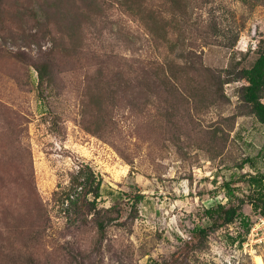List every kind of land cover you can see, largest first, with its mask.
<instances>
[{
  "label": "rangeland",
  "instance_id": "1",
  "mask_svg": "<svg viewBox=\"0 0 264 264\" xmlns=\"http://www.w3.org/2000/svg\"><path fill=\"white\" fill-rule=\"evenodd\" d=\"M263 52L264 0H0V264L264 258L206 212L230 181L257 219L243 175L264 172V122L244 70ZM82 164L102 195L78 216L60 196Z\"/></svg>",
  "mask_w": 264,
  "mask_h": 264
},
{
  "label": "trees",
  "instance_id": "2",
  "mask_svg": "<svg viewBox=\"0 0 264 264\" xmlns=\"http://www.w3.org/2000/svg\"><path fill=\"white\" fill-rule=\"evenodd\" d=\"M40 74V79H43V69H37ZM244 77L248 80V84L245 85L244 97L248 102H251L259 114L261 120L264 122V102L262 101V93L264 91V52L256 59L254 64L244 70ZM244 180H246L252 187V192L247 197L248 203L251 204L253 210L258 215H264V172L257 171L256 173H246ZM102 182L96 171L89 164H82L79 166L76 172L71 176L70 185L61 191L62 195L60 199L62 203L68 201L66 212H73L76 215H82L96 209L98 198L102 195ZM226 195L230 203L219 201L215 205H211L206 209L207 215L213 220L211 224L213 226L222 227L227 224L234 223L237 219L245 227L243 232H239L237 235L232 236V240H239L242 244L247 238V234L250 230L252 220L245 216L242 211V204L245 203V199L239 197L238 203L234 201L236 196V187L231 185L228 181L225 183ZM59 191H54L57 194ZM93 194V197L90 195ZM139 195L138 198H140ZM98 227L103 234L105 232L107 224L104 221H97ZM210 223L206 220V223ZM202 233H207L208 228L206 226L198 229Z\"/></svg>",
  "mask_w": 264,
  "mask_h": 264
},
{
  "label": "built area",
  "instance_id": "3",
  "mask_svg": "<svg viewBox=\"0 0 264 264\" xmlns=\"http://www.w3.org/2000/svg\"><path fill=\"white\" fill-rule=\"evenodd\" d=\"M253 239L254 242H260L264 239V215H258L257 219L252 222L245 241H252Z\"/></svg>",
  "mask_w": 264,
  "mask_h": 264
},
{
  "label": "bare ground",
  "instance_id": "4",
  "mask_svg": "<svg viewBox=\"0 0 264 264\" xmlns=\"http://www.w3.org/2000/svg\"><path fill=\"white\" fill-rule=\"evenodd\" d=\"M254 259L256 264H264V258L261 254H256Z\"/></svg>",
  "mask_w": 264,
  "mask_h": 264
},
{
  "label": "crops",
  "instance_id": "5",
  "mask_svg": "<svg viewBox=\"0 0 264 264\" xmlns=\"http://www.w3.org/2000/svg\"><path fill=\"white\" fill-rule=\"evenodd\" d=\"M264 98V97H263ZM264 100V99H263Z\"/></svg>",
  "mask_w": 264,
  "mask_h": 264
}]
</instances>
